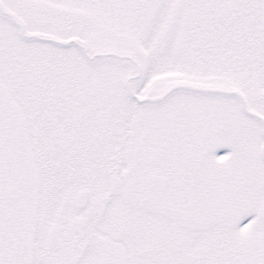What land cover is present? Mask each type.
<instances>
[{
  "label": "snow or ice",
  "instance_id": "1",
  "mask_svg": "<svg viewBox=\"0 0 264 264\" xmlns=\"http://www.w3.org/2000/svg\"><path fill=\"white\" fill-rule=\"evenodd\" d=\"M0 264H264V0H0Z\"/></svg>",
  "mask_w": 264,
  "mask_h": 264
}]
</instances>
